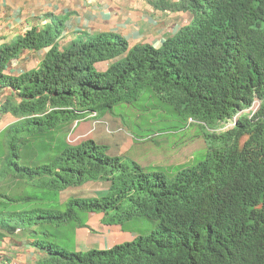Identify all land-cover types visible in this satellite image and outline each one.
Segmentation results:
<instances>
[{"label":"trees","instance_id":"1","mask_svg":"<svg viewBox=\"0 0 264 264\" xmlns=\"http://www.w3.org/2000/svg\"><path fill=\"white\" fill-rule=\"evenodd\" d=\"M152 6L191 16L157 48H129L120 36L102 34L59 50L64 20L57 17L0 46V90L11 91L0 114L16 119L6 129L10 152L0 177L38 182L51 194L50 206L64 207L0 212L2 235L23 229L43 252L34 264H264V0H155ZM43 49L37 70L4 74L22 51ZM105 61L112 64L97 72L94 65ZM145 91L194 127L193 139L205 145L201 161L147 168L109 155L108 146L93 140L70 144L74 124L99 122ZM153 138L142 140L156 143ZM87 183L107 190L60 203L61 192ZM88 214H104L109 225L146 218L157 229L108 250L59 248L54 230L83 228Z\"/></svg>","mask_w":264,"mask_h":264},{"label":"crops","instance_id":"2","mask_svg":"<svg viewBox=\"0 0 264 264\" xmlns=\"http://www.w3.org/2000/svg\"><path fill=\"white\" fill-rule=\"evenodd\" d=\"M154 1L0 0V46L12 44L31 28L43 27L48 24L50 17H57L64 20V30L56 44L59 50L85 37L102 34L120 36L127 42L129 48L136 45H150L157 48L182 27L187 26L191 16L183 12L171 13L157 10L152 6ZM47 52L48 49L22 51L16 59L7 64L4 74L18 77L37 70ZM111 64L112 61L96 63L94 69L103 73ZM10 95L11 91L0 90V104ZM15 121L16 119L10 114H0V135ZM187 140H194L193 134ZM187 140H184L179 147L176 145L180 148L177 154L166 158L159 156L160 162L148 166L143 165L141 159H153L152 152H149L147 148H140L142 142L146 140L129 141L126 151L132 149L137 157L133 160L143 167L164 166L165 169H170L188 164L189 159L184 158L186 150L183 148ZM106 190L105 184L96 196L103 195ZM64 202L65 200L60 201L61 204ZM85 217V227L76 228L73 232V251L75 252L108 250L116 245L130 243L139 237L138 232L131 229L126 231L123 225L105 223L104 214H88ZM2 234L4 232L0 229V264H34L44 256L43 252L31 246L23 229L17 228L12 234Z\"/></svg>","mask_w":264,"mask_h":264},{"label":"rangeland","instance_id":"3","mask_svg":"<svg viewBox=\"0 0 264 264\" xmlns=\"http://www.w3.org/2000/svg\"><path fill=\"white\" fill-rule=\"evenodd\" d=\"M99 123L95 125V121L87 119L81 121L78 126L74 127L69 135V142L76 145L84 140H93L94 142L109 147L108 154L111 156H122L129 159L137 158L133 150H127L129 141L133 138L147 139L148 136L154 137L156 141L148 139L142 142L140 148H147L152 152V158H142L143 165L148 166L160 162V157L172 156L179 152L178 148L184 140L190 139V135L194 132L192 125H184L175 116L174 113L168 110V107L162 105L149 91H145L137 101L126 104L120 103L113 107L112 114H107ZM230 128V126H227ZM182 129V130H179ZM5 132L0 135V172L7 165L5 157L8 156L9 150V135ZM159 138V139H158ZM169 139V140H164ZM168 141V142H166ZM176 145H172L174 142ZM135 142V141H134ZM184 145V144H183ZM184 158L192 157V162L201 161L205 153V145L197 136L194 140H187ZM160 156V157H159ZM132 157V158H131ZM167 163V162H166ZM20 165L26 164L21 160ZM24 166V167H25ZM0 173V174H1ZM38 182L32 181H15L9 178L0 177V195L11 196L13 200L20 197H36L38 200L25 203H11L6 198H0V212H13L24 210H33L36 208H43L46 210L54 209L63 211V206L52 204L50 206L49 200L52 196L48 191H41L37 187ZM3 186V187H2ZM104 183H87L76 188H68L61 193L60 201L74 198H91L97 197ZM97 191V192H95ZM84 216V215H83ZM0 219L1 215H0ZM83 219L86 220V217ZM126 231L134 230L139 233V236L148 235L157 229V225L146 218L134 219L130 222L122 224ZM73 232L71 224L65 227L54 230L52 236L58 242V247L67 251H73Z\"/></svg>","mask_w":264,"mask_h":264},{"label":"clouds","instance_id":"4","mask_svg":"<svg viewBox=\"0 0 264 264\" xmlns=\"http://www.w3.org/2000/svg\"><path fill=\"white\" fill-rule=\"evenodd\" d=\"M99 122L95 121V124H94V128L93 130L95 129V125L98 124ZM76 127V124H74L73 128ZM98 196V195H97ZM100 196V195H99Z\"/></svg>","mask_w":264,"mask_h":264}]
</instances>
